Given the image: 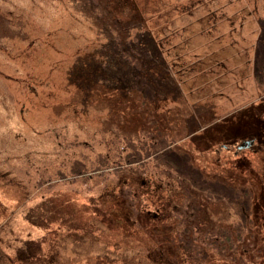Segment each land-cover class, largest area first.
I'll return each mask as SVG.
<instances>
[{
	"label": "rangeland",
	"instance_id": "rangeland-1",
	"mask_svg": "<svg viewBox=\"0 0 264 264\" xmlns=\"http://www.w3.org/2000/svg\"><path fill=\"white\" fill-rule=\"evenodd\" d=\"M77 61L91 63L95 82L114 91L131 90L140 78L143 101L124 103L117 90L120 103L88 102L84 93L72 95L78 102L66 108L20 112L25 94L7 73L55 80L63 63L67 69ZM159 65L164 70L157 75ZM147 127L156 131L147 133ZM251 138V146L238 148ZM259 151L260 158L264 0H0V246L13 257L18 247L14 252L10 246L38 237L44 252L15 256L19 264H137L144 253L141 264H155L139 235L124 237L117 225L70 233L59 230L58 217L57 233H49L48 225L31 221L36 203L30 202L53 195L72 201L67 206L81 217L85 210L93 213L98 195L114 191L126 170L163 182L180 197L156 231L166 258L194 249L185 259L196 264H242L241 249L226 245L235 230L246 232L231 223L243 220L236 209L247 200L251 206L257 184L233 187L223 180L237 179L233 168L247 172L248 164L236 162L251 161ZM200 192L221 212L195 227ZM223 196L233 197L227 209L219 205ZM117 241L122 243L114 247Z\"/></svg>",
	"mask_w": 264,
	"mask_h": 264
},
{
	"label": "trees",
	"instance_id": "trees-1",
	"mask_svg": "<svg viewBox=\"0 0 264 264\" xmlns=\"http://www.w3.org/2000/svg\"><path fill=\"white\" fill-rule=\"evenodd\" d=\"M124 1L128 2L130 0H112V2L116 3ZM135 18L138 19L137 16H135ZM145 21L144 24H146ZM136 23H139V21H136ZM132 50L137 54L135 49L132 48ZM137 67L139 66H136V68ZM141 67L138 69H140V71L143 73V69H141ZM162 67V65L156 67V71H158L157 75L161 73L160 70H164ZM140 71L138 75L142 76ZM144 71V75L149 76V74L146 72L149 70L145 69ZM60 73V78H56L55 80L50 79L48 76L44 78L28 73L24 75H12L7 73L5 77L15 81L18 86H20L21 91L25 94L23 97H21V99L18 98L21 107L20 112L25 110V107H31L34 111H47V108H66L72 104L75 105V103L78 101H73L71 98V96L74 94H79L82 96V94L85 93L87 98H89L88 102L91 100V97H93L94 100L98 102H105V99H113L117 100V102L115 101L114 103H118L121 98L117 92V90H119L120 94L122 93L123 96H126V101L124 103L130 104L136 102L137 100L143 101V97L146 95L145 91L141 89L144 84H138L141 81L140 78L139 80L136 79L137 82L134 84L131 90H128L126 87L119 88L114 86V89L116 90L114 91L104 82H95L97 78L95 76L94 67H92L91 63L83 64L82 62L77 61L75 64L70 65L67 69H65V65L63 63ZM164 77L166 76H163V78ZM84 79L86 80L83 82ZM26 91L29 93H26ZM31 94H34L35 98H37L36 102L33 101V98L30 96ZM26 103H30L29 106H26ZM28 110H30V108H28ZM163 116L160 115L159 118L162 119L164 118ZM154 119L155 117L153 120ZM144 130H146L147 133H152L150 130L155 129H150L147 127ZM157 132H159V130H157ZM261 153L262 152L259 151L255 157V159L259 161L258 163L255 159H252L251 161L246 159L244 160L245 162H242L243 164H241V162H236V165L240 164L239 166L246 164L249 166L248 168L246 167L247 172L242 171V168L244 167L233 168V172L237 179L233 178L232 181L229 182L222 179L226 184H233V187L241 186L238 185V183L242 185L243 183L251 182L255 183V185L257 184L254 187V195L252 196L253 199L251 201V206L247 204L249 202L247 200V205L241 202V205H239L236 209V211L243 214V220H240V223H231V226L233 227L234 225L239 226L240 224L244 229H246V232H242L241 234L240 230H235L233 235L234 239L229 237V243L226 245L227 248H231L233 250L237 248L241 249L243 253V256H240L242 264H250L252 259L257 260L259 258L261 263H264V155L260 158L258 157V155ZM241 160L242 159H238L237 161ZM242 172L247 175L245 179L241 177ZM221 173V175L219 174V178L224 177L223 173L225 172ZM143 177L144 176H141L140 174H134L133 171L126 170L120 175V180H118L115 184L114 191L109 188H104L105 190L98 195V204L96 205V202H94V206L96 207L94 208V212L90 213L89 211L85 210L86 215L83 217H81L78 211L74 210V206H67V204H71L72 201H68V199L64 200L63 198L57 199V197H61L59 195H53V199L51 200L47 199L48 197H44L40 203H37L39 200H33L30 203H36L37 206L35 205V207L32 208V212L35 213V216L31 217V221L40 223L43 222L45 226L48 225L47 228L49 229V233H57V226H54L53 224H55L58 217L59 230L62 231V229H66L70 233H74V231H95L101 229H97L100 226L106 227V225L110 224L117 225L119 230L124 233V237L127 234H131L136 237L139 235L136 240L139 239L138 241H140L142 247L145 249L147 245L146 256L149 260L152 259L154 262H156L155 264H196L194 260L188 261L185 259V255H189L190 257H188L191 259L193 253L195 254L194 249H192L191 252L186 249L187 251L185 250V252L187 254L182 253L179 255H172L173 259L171 260L170 258L165 257V254H167L166 250L163 249V243L157 240L156 231H158L157 227L161 223L162 218H167L173 213L171 206L175 205L177 201H180V197L176 196L172 188L165 190L166 187L164 186L163 182H161L162 184L159 181L155 182L151 177L144 180ZM8 181L11 180L9 179ZM125 186L126 188H130L128 193L124 192ZM25 195L26 192L23 193V196ZM233 197H237L236 193L233 195ZM233 197L231 198L229 196H223L222 199H220L221 201L219 205H223L222 207L227 209L226 202L229 201V199L230 201L231 199L233 200ZM28 198L29 197H25V199ZM196 198L198 199V205L201 208L200 215L198 214V221L195 223V227H198L199 224H201L202 221H205V218L208 216L209 218L212 217L210 219L213 221L215 216L218 217L221 209L217 208V204H214L216 207L211 205L212 203L217 202H214L208 197V195L202 192H200ZM30 200L31 199L29 198L28 201ZM30 203L28 202V204ZM152 206H154V208H152ZM81 210L82 209H80V213L82 212ZM156 211L158 214H156ZM93 221L97 222L91 224ZM95 225H97V227H95ZM93 228L96 229L93 230ZM204 228L208 229L210 226L207 225L204 226ZM211 228L213 229V227ZM142 236H147L148 239L150 238L152 240H147ZM118 243H122V241H117L114 247H117ZM41 244L42 240L38 237L24 239V242H21V244L17 246L13 244L12 247L10 246L9 248L14 249V252H16L18 247V252L14 254L13 257L9 256V251L5 250V247L0 246V264H7L9 262L19 264V261L21 260L15 258V256L18 255H22L25 259H28L32 256H34L33 258H39V255L44 253L42 252L40 254V252L43 250V245ZM180 246L181 245L179 244L174 245L173 248L177 249ZM178 251L181 250L179 249L175 252ZM103 256L107 258L106 255ZM140 258L139 260L137 259V264L144 262L145 253L143 258ZM108 261L109 260H107V262ZM232 263L233 262H230L228 264Z\"/></svg>",
	"mask_w": 264,
	"mask_h": 264
},
{
	"label": "water",
	"instance_id": "water-1",
	"mask_svg": "<svg viewBox=\"0 0 264 264\" xmlns=\"http://www.w3.org/2000/svg\"><path fill=\"white\" fill-rule=\"evenodd\" d=\"M255 139L251 138V139H247L245 141H243L241 143V145H238V148L241 149L243 147H249L252 145V143H254Z\"/></svg>",
	"mask_w": 264,
	"mask_h": 264
},
{
	"label": "flooded vegetation",
	"instance_id": "flooded-vegetation-1",
	"mask_svg": "<svg viewBox=\"0 0 264 264\" xmlns=\"http://www.w3.org/2000/svg\"><path fill=\"white\" fill-rule=\"evenodd\" d=\"M225 146H227V145H225Z\"/></svg>",
	"mask_w": 264,
	"mask_h": 264
}]
</instances>
